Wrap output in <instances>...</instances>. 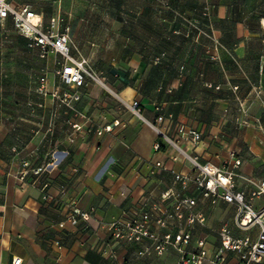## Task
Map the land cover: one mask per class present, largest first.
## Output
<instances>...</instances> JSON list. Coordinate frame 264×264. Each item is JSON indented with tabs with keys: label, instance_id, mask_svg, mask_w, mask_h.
Wrapping results in <instances>:
<instances>
[{
	"label": "crops",
	"instance_id": "obj_1",
	"mask_svg": "<svg viewBox=\"0 0 264 264\" xmlns=\"http://www.w3.org/2000/svg\"><path fill=\"white\" fill-rule=\"evenodd\" d=\"M22 1L14 3L28 5L44 26V11ZM262 3L203 0L198 14L188 16L200 31L113 35L104 55L96 48L104 59L94 70L106 87L87 82L69 105L63 93L75 89L53 72L54 55L41 59L19 31L0 32V264L13 258L20 264H181L171 246L159 253L149 238L112 236L110 222L139 219L143 212L159 238L189 232L191 249L203 238L213 250L223 224L235 236L255 239L257 227L235 226L233 204L201 195L191 181L192 163L172 160V146L161 142L152 124L162 116L157 127L180 143V125L199 132L190 151L201 162L232 169L239 159L236 187L249 196L264 178ZM4 21L13 23L11 17ZM80 23L70 35L84 52L88 40ZM44 65L49 93L41 95L36 88ZM133 100L140 115L128 106ZM176 173L189 179L185 187ZM184 196L196 198L192 211L204 216L202 222L174 216V204ZM252 202L261 208L264 195ZM146 246L150 252L138 255Z\"/></svg>",
	"mask_w": 264,
	"mask_h": 264
},
{
	"label": "built area",
	"instance_id": "obj_2",
	"mask_svg": "<svg viewBox=\"0 0 264 264\" xmlns=\"http://www.w3.org/2000/svg\"><path fill=\"white\" fill-rule=\"evenodd\" d=\"M34 16H37L36 13L26 4H17L12 0H0V23L11 17L15 27L28 39V47L35 49L38 57L47 59L50 54L54 55L53 72L62 83L71 85L75 89L71 94L63 93L62 100L67 105H69L70 99L79 98V93L76 90L87 82H97L106 87L103 78L99 76L85 57L71 53L73 42L69 29L55 27V23L59 21L58 17L56 20L52 18L49 26H43L40 18L33 21ZM48 72L49 69L46 65L40 68L36 91L41 95L49 93L47 88ZM53 95L57 96V91L53 92ZM128 106L135 114L140 115L138 101L133 100ZM162 121L163 117L159 115L152 126L161 136V142L164 141L172 146L170 158L177 160L181 157L189 160L196 170L191 181L196 185L201 195L210 198L212 203L221 199L233 204L236 209L235 226L240 229L257 227L256 238L252 239L248 235L235 236L228 224H223L218 230L220 243L213 250L208 249L207 242L203 238L197 239L195 247L191 249L189 248L191 235L187 231L177 232L173 235L165 234L161 238L156 233L149 231L150 216L147 212H143L139 219L128 221L117 219L110 222L108 227L112 231V236L127 242L149 238L155 243L154 249L159 253L165 250L167 246H171L180 253L181 264H202L205 261L212 264H264V205L261 208H256L252 202L254 197L264 195V178L254 183L255 188L247 196L243 190L237 189L235 183V178L239 174L234 168L240 163L239 159L234 161L232 169L221 168L210 162H201L198 155L191 152L200 142L201 134L196 130L180 125L177 129L183 141L180 143L159 130L157 123ZM104 130H110V126H105ZM160 148L161 143L157 141L154 144V149L159 150ZM161 165L160 162H156V166L162 167ZM175 179L180 181L183 187L187 185L189 180L180 173L175 174ZM196 201L195 197L190 196L177 198L174 204V216L177 218L186 216L189 223L202 222L204 216L192 211ZM75 213L77 212L75 211ZM82 218L85 219L86 214H83ZM76 222V217H72L71 223L75 224ZM157 222L163 224L162 220H157ZM149 252L150 247L146 246L143 250L138 251V255ZM20 262V258H13L11 264H20Z\"/></svg>",
	"mask_w": 264,
	"mask_h": 264
},
{
	"label": "rangeland",
	"instance_id": "obj_3",
	"mask_svg": "<svg viewBox=\"0 0 264 264\" xmlns=\"http://www.w3.org/2000/svg\"><path fill=\"white\" fill-rule=\"evenodd\" d=\"M21 2V0H12ZM27 2V0H23ZM22 1V2H23ZM44 11V26H49L52 17L59 21L55 27L59 29L71 27L79 20L80 32L88 40L84 43V52L77 46L76 55L85 57L90 65L96 67L103 62L104 57L97 53L96 48L107 50L110 38L118 34H136L138 36L151 34H168L173 30L187 34L200 31L188 16L198 14L197 8L203 0H28ZM252 5L253 0H249ZM245 9V8H244ZM264 9V3H262ZM205 15H211V7L202 8ZM245 12V11H244ZM243 12V13H244ZM175 20V21H172ZM196 26V27H194ZM5 30L19 31L11 21L0 23L3 37ZM71 36V35H70ZM94 41L95 44H92ZM74 44V39L72 40ZM95 47V49H93ZM36 74V73H34Z\"/></svg>",
	"mask_w": 264,
	"mask_h": 264
},
{
	"label": "bare ground",
	"instance_id": "obj_4",
	"mask_svg": "<svg viewBox=\"0 0 264 264\" xmlns=\"http://www.w3.org/2000/svg\"><path fill=\"white\" fill-rule=\"evenodd\" d=\"M38 19V16H34L33 21H36Z\"/></svg>",
	"mask_w": 264,
	"mask_h": 264
}]
</instances>
